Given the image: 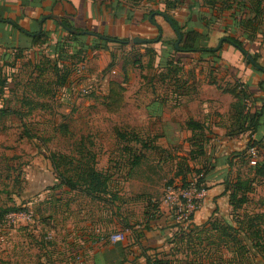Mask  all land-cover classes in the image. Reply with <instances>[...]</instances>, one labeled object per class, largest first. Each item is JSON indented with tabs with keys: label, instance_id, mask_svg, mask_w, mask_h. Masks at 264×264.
<instances>
[{
	"label": "rangeland",
	"instance_id": "1",
	"mask_svg": "<svg viewBox=\"0 0 264 264\" xmlns=\"http://www.w3.org/2000/svg\"><path fill=\"white\" fill-rule=\"evenodd\" d=\"M190 1L178 0V10L171 12L183 26H190L186 8ZM197 3L191 27L206 26L211 22L212 34L203 40L209 48H217L223 38L236 37L243 41L247 52L259 56L264 65V14L256 19V9L247 5L241 16L245 20H255L244 33L236 29L235 18L231 17L233 13L222 4L210 10L202 0ZM158 20L166 29L165 20ZM161 39L170 40L175 45L178 37L176 33L163 29ZM61 41L67 43V53L59 58L56 69L44 59L40 60L39 54L49 53V46H42L38 51L27 50L17 59V52H10V57H5L7 51L0 45L1 72L7 79V84L0 89V214L19 209L0 222V264H43L57 244L61 229L48 220L52 211L51 205L47 204L49 196L61 190L56 188L58 182L51 165L52 156L57 159L60 172L71 176L76 166L91 157L85 155H95L97 169L110 178L109 194L100 200L104 204L102 210H111L109 206L113 204L119 207L113 214L140 222L145 217V209L150 213L153 209L159 219L171 218L177 232L183 227L179 223L182 221L167 201L168 192L178 196L188 191L184 176H187L188 184L204 190L195 216L208 203L207 192L214 187L213 183L218 181L223 170L219 167L212 169L217 162H209L206 158L189 160V137L185 128L191 112L187 104L189 98L176 102L169 96L185 78L188 84L179 89L185 94L190 91V70L195 68L201 74L209 75L211 61L182 57L178 66L182 77H175L180 82H172L174 77H171L163 84L162 76L156 71L157 62L152 60L148 66L152 53L146 54V51L151 47L133 42L125 46L90 45L92 52H89L77 46L78 42L75 43L67 32ZM225 44L223 41L217 51ZM53 46L48 56L55 59L57 55L53 54ZM175 59H178L176 54ZM111 61L114 65L123 62L126 77L116 65L109 68ZM35 64L45 66L38 81L42 82L44 95L38 94L33 85L40 74ZM65 75L69 77L62 86L59 80ZM111 81L119 82L124 88L119 107L108 105L106 100ZM218 83L225 89L244 84L228 78ZM157 99L162 101L159 106H156ZM246 104L248 109L254 108L251 99ZM159 109L163 110L160 115ZM228 157L235 164L230 170L233 183L237 178L253 180L252 190L248 193L251 202L241 210L234 212L226 201L216 205L214 217L236 225L237 217L241 220L245 213L264 212V178H256L250 164L256 163L253 159L249 158L250 162H247L235 155ZM135 158L141 161L133 167ZM204 177L205 180L209 177V181L200 183ZM79 195L77 192L75 202L82 198ZM75 202L72 205L78 207ZM193 220L189 225H194ZM195 250L198 249H183V253L177 250L176 253H181L175 260L193 263L191 258L184 256ZM76 257L75 261L80 262ZM206 262L213 264L210 260Z\"/></svg>",
	"mask_w": 264,
	"mask_h": 264
},
{
	"label": "crops",
	"instance_id": "2",
	"mask_svg": "<svg viewBox=\"0 0 264 264\" xmlns=\"http://www.w3.org/2000/svg\"><path fill=\"white\" fill-rule=\"evenodd\" d=\"M197 1L200 2L201 0H191L186 7L190 25L187 28L197 29L199 27H191L193 17L196 14L195 5L193 4ZM167 5L168 0H0V45L4 46V50L8 53L20 50L23 53L27 50L38 51V48L41 47L32 45V37L34 36H30V34L39 30L40 20L44 16L54 14L66 18L80 31H91L106 38L116 37L126 40L127 43L133 42L134 39H145L150 42L140 44L151 48L158 46L157 43L161 41L164 43L162 48H165L168 53L173 48L172 42L161 39L162 37L156 41L160 31L163 36V29L165 32L175 33L165 16L169 15L179 23L181 21L171 15L178 10L179 5L177 4L176 7L169 10H167ZM151 12L156 13L155 22L152 21L153 15L150 16ZM159 18L165 20L166 29L165 26L161 27ZM6 20L11 21V23L6 22ZM49 21L54 25L50 24ZM15 23L24 32L16 29L13 26ZM46 27L48 30L45 29ZM43 30L50 32L49 47L47 45L44 46L45 48L48 47L49 53L52 50V45H56L58 41L63 40L66 32L69 33L52 19H48L43 23ZM202 30V28H199L200 32ZM157 32L159 34L155 36ZM78 36L83 38L78 41L77 46L83 47L89 52H92L90 45L93 47L105 45L104 43L100 44V40L104 41L105 39L85 35ZM111 44L116 45L118 43L110 42L106 45ZM73 48L75 49L76 47ZM102 52L104 51L102 50ZM49 53H46V55ZM53 54H56L55 49ZM163 54L164 52L160 54L161 60L158 58L156 60V71L159 76H162L161 82L163 84L169 82L168 79L171 77H174L171 79L172 82H180V80H175V77L178 78L180 74H168L166 66L169 60L173 61L177 66L181 63L180 58L182 57L189 59L194 57L193 60L197 58L211 61V72L209 75H206V73L203 75L195 68L190 70V91L188 90L185 94L183 90L179 89L180 86L182 88L183 85L188 84V79L185 78L183 82H180L182 84L169 94L171 98L176 99V102L188 97L187 104L190 105L189 110L191 112L190 118L186 122L193 120L202 127V133H199L203 135L204 154L194 159L189 154V160L199 161L206 158L209 162H217L212 166V169L217 170V167H219L218 169H223L218 181L213 183L214 187L207 192L209 195L208 203L194 216V226L201 228L215 218L216 205L220 206L223 201H226L232 209L228 184L232 182L230 170L235 164L232 163L228 156H240L250 140L248 123L245 124L243 120L240 121L238 112L233 108L237 101L236 98L232 94L225 92V87L222 88L218 81L221 83L222 79L228 78L231 81L243 82L248 87L249 97L254 104V108L247 112L251 114L256 111L260 117L256 129L257 132L253 136V138L258 140L262 139L264 134V89L259 87V84L264 82V73L258 71L257 68L254 69L251 65L246 66L247 63L243 55L235 47L228 45V43L215 53H180L172 51L171 57L163 56ZM175 54L178 55V59H175ZM261 61V59L258 60L259 64L264 68ZM115 65L122 70V61L120 64L116 62ZM214 77H217V79ZM231 88L233 86H229V89ZM157 97H160V94H157ZM164 97L168 98V95ZM161 102L158 100L156 106H159ZM162 111V109H159L158 115ZM186 130L189 137L190 153L196 149L192 142L194 133L187 128ZM250 164L255 173L254 168L258 166V161ZM256 178L263 179L264 177L256 175ZM203 179L205 183L209 181V177L206 180L205 177ZM56 188L61 190L54 192L56 194H51L48 198L50 202L47 204L51 205L50 210L52 211L49 212L50 219L48 220L52 225L59 226L61 235H59L57 244H55V248L50 253L48 260L43 262V264H148V259L155 260V258L162 257L169 260L171 264H180L179 261L183 262V260L175 259H178V253L184 252L183 249L186 245L179 241L182 235L177 233L174 226L175 223L171 218L160 217L159 219V216L155 214L156 211L154 212L152 209L150 213L149 210L145 209L143 213L145 217L140 222H136L130 217L122 218L119 215L117 216V214H113V211L119 210V207H115L113 204L109 206L111 210L104 211L102 210L104 204L99 199H93L79 192L81 194L79 197L82 198L80 201L75 202L78 191H71L58 185H56ZM214 198H216V202H213ZM74 202L77 203L78 207L72 205ZM57 210L60 211L58 212ZM56 216L58 217L57 220H55ZM217 219L223 220L222 218ZM97 230L102 232L114 231L115 234H123L125 239L118 242L91 245V242L98 237L96 234ZM176 247L181 252L176 253ZM77 255L82 258L80 262L74 259ZM184 257L191 258L192 264L200 262L198 256L193 253H189ZM214 257L210 253L207 259H203L202 264H209L206 260L215 262ZM230 257L231 254L228 251H222V261H227Z\"/></svg>",
	"mask_w": 264,
	"mask_h": 264
},
{
	"label": "trees",
	"instance_id": "3",
	"mask_svg": "<svg viewBox=\"0 0 264 264\" xmlns=\"http://www.w3.org/2000/svg\"><path fill=\"white\" fill-rule=\"evenodd\" d=\"M96 1V0H91ZM204 3V6L209 7L210 10L213 9V7H216L217 5H223L226 10H231L233 14H231V17L235 18L234 20V26H236V29H240L241 32L248 29L251 21H254V19H248L245 20L244 16H241V13L243 14V9L249 5L250 7H253L256 9V19L259 18L262 14H264V0H202ZM178 4V0H168L167 10L173 9ZM193 5H198L197 2H194ZM240 5V6H239ZM240 7V9H239ZM166 10V12H167ZM237 11H240V14H236ZM164 12V14L167 15V13ZM152 21L155 22V12H151L150 16H152ZM167 17L171 21V27L174 30L176 34L180 33L182 35V40L179 45V49L177 50L175 48V45L172 44L173 48L170 50L171 52H180V53H215V48H209L204 43V38L210 36L212 34V31H210L211 28V22L206 24V26L197 27V29L194 28H187V26L181 25L176 19L173 17L167 15ZM1 19V18H0ZM63 23L65 26L76 29L73 24L67 20L66 18H62ZM13 26L18 29L21 32H24L22 28L19 27L16 23L13 24ZM185 28L187 30H185ZM199 28H202V32L199 31ZM80 31V30H78ZM34 37H32V45L42 47L45 45H49V39H50V32L43 30L42 32L38 33L35 32ZM33 34H30L32 36ZM68 35L73 39L74 42H78L79 40H82L83 37L74 35L71 33H68ZM108 39H105L104 41L100 40L101 43L107 44L110 42L118 43L120 45H127V41L124 39H119L116 37H107ZM224 42L232 45L235 47L243 56V51H246L245 45L242 40L236 37L228 36L224 38ZM158 46L154 48H148L146 51V54L148 52L152 53V56L150 57V64L148 66H151V61L155 62L157 58L159 60L162 59L160 57V54L164 52L163 56H169L171 57V52L167 53V50L165 48H162L164 45L163 42H158ZM67 43L58 41L56 45H54V49L56 51L57 57L55 59L50 58L45 53L40 54V60L44 59L49 64L53 65V67L56 69L58 68V65L60 63V57L63 54L67 53L66 47ZM100 47V45H97ZM82 47V45H81ZM58 48V50H57ZM68 49V48H67ZM84 50V48H81ZM17 52V51H16ZM18 55H16V58H21L22 50L18 51ZM5 57H10V54L6 52ZM251 55V54H250ZM254 59L256 66L252 65L247 59L246 63L248 65L253 66L254 69L257 68L258 71L264 73V68L259 64V56L251 55ZM245 57V56H244ZM37 63V62H36ZM41 64V63H40ZM35 64V65H40ZM114 63L111 61V64L109 65V68L113 67ZM0 66V89H3V85L7 84V79L3 78L2 72H1ZM45 66L41 65L38 66V70L40 71L39 79L35 80L34 86L36 89V92L39 94L44 95L42 82L40 81L41 77L43 76V72ZM167 72L170 75H179L181 72V68H178L177 65L173 63V61H168L166 66ZM122 72L124 76L126 77V68L123 65ZM69 76L65 75L60 78L59 84L62 86H65L67 83V79ZM260 89H264V82H261L259 84ZM225 92H228L236 98V102L233 105V108L238 112V119L246 124L248 123V129L250 131L249 137L252 139V137L256 134V129L259 122V114L256 113H249L247 112L250 109H247L246 101L250 99V95L248 93V87L244 84H235L233 88L224 89ZM1 92V90H0ZM123 92L124 88L122 87V84H120L117 81H111L109 84V94L106 97L107 103L110 106H120V103L123 101ZM245 112V113H244ZM186 128L191 130L194 133V136L192 138L193 146L196 147V149L192 152H190L191 157L197 158L204 154V145H203V138L199 132L202 131V127L200 124L194 122L193 120H188L186 122ZM198 132V133H197ZM202 133V132H201ZM251 141V140H250ZM261 139H258L256 144H260ZM251 147L250 142L248 143L246 149L240 154L239 157L241 160H247V162H250L249 156L247 154V149ZM196 155V156H192ZM199 155V156H198ZM85 156H91L88 157L89 160H87L85 163H82L80 166H76L73 169V175L67 176L65 172H60V166L57 162V159L55 156H52L51 161L52 165L54 167V171L57 174V182L58 186L65 187L71 191H78L81 192L89 197H92L93 199H102V196L109 194V181L110 178L106 174H104L102 171L98 170L97 165V159L95 158V155L88 154ZM141 159L135 158L132 166L135 167L140 163ZM263 161V162H259ZM258 166L255 167V175L264 177V160H259ZM188 172H192L190 169H188ZM185 186H187V176L183 178ZM204 179L200 180V183L203 182ZM252 181L249 179H242L237 178L234 183L231 182L228 184V189H230V205L232 206V209L234 212H237L242 209L243 206L246 204H249L250 199L248 197V193L252 190ZM201 190V188H198ZM19 211V209H13L9 211H4L0 214V222H2L7 215H9L12 212ZM193 220V216L191 218ZM235 223H238L236 225H233L230 222L221 221L220 219L214 218L211 220L208 224L200 227H196L194 225H190L187 231L181 230L177 232L178 234H181V238L179 241H182V243H185V248L187 250L193 249V247L197 248L198 250H195L193 253L194 255H197L200 262H195L194 264H202L203 259H207L209 257V253L211 252L214 257L213 264H264V213H252V214H244L243 218L241 220L237 219L235 220ZM209 249V250H208ZM228 251L229 254H231V257L226 261H222L221 253L222 251ZM216 258V259H215ZM180 264H186L185 262L179 261ZM148 264H171L169 260H167L165 257L162 258H155V260L148 259ZM192 264V263H188Z\"/></svg>",
	"mask_w": 264,
	"mask_h": 264
},
{
	"label": "built area",
	"instance_id": "4",
	"mask_svg": "<svg viewBox=\"0 0 264 264\" xmlns=\"http://www.w3.org/2000/svg\"><path fill=\"white\" fill-rule=\"evenodd\" d=\"M250 140L251 147L247 149L249 158L254 161L264 160V134L260 144H256L257 140L253 137ZM186 187L188 188V191L185 190L178 196L171 191L168 192L167 196V201L173 206L174 211L179 215V220L182 221L179 223H182L183 227L181 230L184 231H187L190 227L189 224L192 220L191 218L198 209V202L204 196V190H199L198 187L194 185L191 186V184H188ZM96 234L98 237L91 242V245H98L106 242H118L125 239L123 234H115L109 231L102 232L97 230ZM76 259L80 261L82 260L80 255H77Z\"/></svg>",
	"mask_w": 264,
	"mask_h": 264
},
{
	"label": "water",
	"instance_id": "5",
	"mask_svg": "<svg viewBox=\"0 0 264 264\" xmlns=\"http://www.w3.org/2000/svg\"><path fill=\"white\" fill-rule=\"evenodd\" d=\"M48 19H52V20L56 21V22H57L58 24H60V25L66 30V31H68V32L71 33V34H74V35H85V36H92V37H99V38H101V39H108V38H106V37L103 36V35H99V34H97V33L91 32V31H78V30H76V29L69 28V27H67V26L64 25L62 17L57 16V15H54V14L44 16V17L40 20V28H39V30H38V33L42 32V25H43V23H44L46 20H48ZM165 19H166L167 22L171 25V21H170V19H169L167 16H165ZM150 20H151V18H150ZM0 21H1V19H0ZM6 22L11 23V21H9V20H6ZM33 36H35V34H33ZM161 37H162V32L160 31L159 37L157 38L156 41H158ZM177 37H178V39H177V42L175 43V48L178 50V49H179V45H180L181 40H182V35H181L180 33H178V34H177ZM224 40H225L224 38L220 40V42H219L217 48H215L216 51L221 47V45L223 44V41H224ZM133 42H134L135 44H140V43H146V42H150V41H149V40H145V39H134ZM243 54H244V56L246 57V59H247L252 65H255V66H256V63H255L254 59L252 58V56H251L248 52L243 51ZM257 68H260V67L257 66ZM263 70H264V69H263Z\"/></svg>",
	"mask_w": 264,
	"mask_h": 264
}]
</instances>
